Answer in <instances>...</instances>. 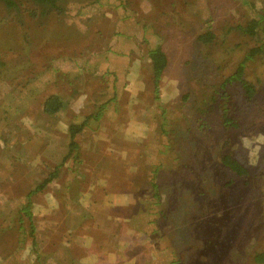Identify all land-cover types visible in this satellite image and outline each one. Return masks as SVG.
Returning a JSON list of instances; mask_svg holds the SVG:
<instances>
[{"label":"rangeland","instance_id":"rangeland-1","mask_svg":"<svg viewBox=\"0 0 264 264\" xmlns=\"http://www.w3.org/2000/svg\"><path fill=\"white\" fill-rule=\"evenodd\" d=\"M159 1L165 8L164 1ZM245 1L249 2L232 0L230 7L226 3L221 4L224 7L220 8L218 20H227V16L231 20L254 15L258 7L253 3L264 7V0H250L248 6H244ZM27 3L33 4V1ZM121 3L120 0H59L54 8L49 3L40 5L36 18L15 5L4 12L6 20L16 22V38L8 37L10 45L16 46L12 54L21 56V59H15V65L12 62L4 64L10 78L0 80V166L8 165L0 167V258L8 264H196L179 260L176 247L183 244L188 252H201L198 244L202 242L207 250L212 251L217 246L240 248L235 246L237 243L233 242L232 236L240 238L252 227V223L246 221L249 211L256 224L264 226L263 154L256 148L252 150L250 145L263 142L261 139L255 141L259 136L250 124L252 112L243 115L245 110L239 112L233 104L238 98L235 95L238 84L230 80L226 82L242 65L243 57L251 46L235 47L233 54L238 55L234 56V63L226 59L223 64L229 69L218 70L223 77L221 83L230 85L228 99L224 98V101L230 115L240 114L238 126L219 129L216 118L212 122L209 120V128H203L206 133L196 135L198 141H187L184 146L185 136L190 134L187 128L188 122L192 121L188 113L191 104L184 105L176 98H183L192 85L199 88L211 85L216 75L198 81L189 76V88L187 80L182 79L184 76L174 77L171 66L166 81L161 83L158 97L152 95L155 90L150 89V85L142 88L145 79L138 76H150L146 66L149 64V51L159 43V37L155 30L142 27L140 19L156 15L157 11L146 0H141L138 8H123ZM61 6L65 8L62 13L67 11L64 18L58 16ZM46 9L48 13H45ZM165 9H171V6ZM41 22L44 23L42 27ZM59 25L62 29L57 30ZM30 27L32 31H27ZM263 39L264 35L260 33L256 42ZM30 40L32 45L28 44ZM196 46V41L189 35L186 41H172L168 52L181 62ZM177 49L182 51L178 53ZM221 52L222 55L227 54L226 45L217 48L216 53ZM212 59L213 64L222 63ZM254 61L248 60L245 64H248L247 69ZM255 65L257 68L260 64L257 61ZM262 68L263 65L255 79L261 92L253 108L264 106ZM71 81H80L78 86L84 87L78 90L80 93L86 88L88 93H92L91 89L95 87L94 92L106 91L104 95L99 92L93 98L100 99L96 105L104 103L106 115L103 119H94L95 124L91 128L77 135L81 147L72 152L65 164L63 157L54 159L46 152L42 156L49 167L45 175L40 174L41 168H33L31 175L25 171L24 185L10 183L13 177L5 174L14 168L9 165L10 157L16 158L23 147L25 164H29L30 157H33L32 161L37 160V153H42V148L49 144L48 135L41 134L37 126L45 98L52 94L62 97L66 103L63 111L70 105L76 106L73 105L76 99L69 104L70 93H78ZM22 91L25 92L24 100L28 101L24 106L10 100L12 94L18 97ZM114 98L117 103L112 102ZM136 104L140 106L136 107ZM146 108L150 110L148 114L144 112ZM75 110L77 114L89 115L87 109L79 110L77 107ZM223 112L217 114L220 119ZM65 114L51 115L56 116L51 124L58 125L62 118L76 116L70 110ZM256 120L261 122L260 117ZM164 121L182 127V138L176 142L181 147L180 151L183 147H191L190 152L196 151L197 154L183 157L186 161H182L181 157L178 158L180 151L170 150L161 157L159 151L168 149V137L154 129L161 127ZM45 122L43 118L41 123ZM29 124L34 128L32 134L26 128ZM42 127L50 128L48 124ZM55 138L56 152L66 153L60 137ZM97 140H101V149H98ZM31 141H34V146ZM20 142L31 145V149ZM230 151H235L243 165L254 174L248 178L250 185L245 184L242 176H238L234 184L228 183L233 173L223 168L220 156ZM121 157L131 162L145 161L148 165L160 159L165 167L167 164L170 166L165 171H171L179 161L181 167H177L182 169L186 165L188 171L185 173L182 169L180 176L174 171L181 182L178 190H174L173 184L164 182L146 189L144 198L129 183L137 181L134 175L123 180L122 174H116ZM165 171L160 172V177ZM127 172L132 173V170ZM100 178L110 183L109 187L112 184L114 189L112 193L103 192L111 194L102 204L91 196ZM142 182L140 179L138 185ZM39 185L37 192L29 197L28 194ZM143 186L146 188L145 183ZM238 189L240 195L236 196ZM80 197L86 200L84 206L78 204ZM5 205L10 207V211L2 209ZM199 208L206 212L205 216L197 212ZM27 210L33 217L42 219L37 225L42 231L37 246L30 240L26 242V235L32 229ZM94 212L95 217L92 216ZM20 218L24 219L21 223ZM22 226L25 227L23 233L16 236V229ZM261 249H264V244ZM220 262L238 264L233 257Z\"/></svg>","mask_w":264,"mask_h":264},{"label":"trees","instance_id":"trees-1","mask_svg":"<svg viewBox=\"0 0 264 264\" xmlns=\"http://www.w3.org/2000/svg\"><path fill=\"white\" fill-rule=\"evenodd\" d=\"M33 1V4H29L27 2ZM0 0V80H7L10 78V72H6V68L4 64H9L10 62L14 64L15 59H21V56H15L12 52L15 51L16 46L10 45L8 41V37L16 38V22L6 20L7 17L5 16L4 12L7 10L11 5H15L17 7L24 8L28 13H30L33 18L38 17L39 14V6L49 3L51 8L57 6V2L59 0ZM122 3L121 5L123 8H138L141 4V0H120ZM152 8L157 11L156 15L146 16L143 20L140 19L141 26L147 29L155 30L157 36L159 37V43L156 46H153L150 51V59L149 64L146 65L148 68L149 77L144 75H139L138 77L144 78L141 80L143 81L141 87L144 88L147 85H150V89L154 88V92L152 95L158 97L160 95L161 90V83L166 81V77L169 74L171 66H173V73L174 77L177 76H184L182 79H186L190 88L189 83V76L191 78H196L198 81L201 78H206L211 75H216L212 80L214 81L211 85L207 87H201L192 85L191 89L188 92H185L184 97L176 98V100H180V103H184V105L191 104L190 108L188 109V113L192 121H189L188 131L190 134L185 136V143L184 146L187 145V141H198L197 134L200 132L205 131L206 128L208 129L207 122L213 121L214 117L219 122V129L223 127H230L234 125V127L238 126V115H230L229 109H227V102L224 101V98L227 100L229 96V88L230 85L226 83H221L223 77L219 73L222 69H229L226 64H223L224 60H231L234 63V56L238 55L233 54V49L235 47H242V46H251V49L245 53L243 57L242 65H239L234 75H232L226 82L234 81L238 84V90L236 91L235 95L238 96L237 99L233 102L236 108H239V112L241 110H245L243 115L247 112H252L250 124L254 126V130L257 132L259 138L255 139V141H259L260 139L264 145V106H260L257 108H253L254 103L256 102V98L259 94L260 87L257 85L255 79L257 78V72L259 67L263 65L262 74H264V39L262 42H256L258 40V36L260 33L264 35V7L259 6L258 3H253L255 6L258 7L255 10L254 15H247L245 17H239L229 20V16H227V20L219 21V12L220 8L224 7L220 6L223 3H226V6H232L229 3L232 0H163L165 4V8L171 6V9H165L162 5V2L159 0H146ZM250 2V0H249ZM245 1L243 4L244 6H248L250 3ZM5 4V5H4ZM198 8V9H196ZM65 10L63 6L58 9V16L64 18L66 16V12L62 13ZM49 10H45V13H48ZM155 14V13H154ZM24 24L25 21H23ZM41 27L42 24L40 23ZM57 30L62 27L59 25L57 26ZM27 31H32L31 27ZM191 35L192 40L197 43L196 48L189 54L187 59L182 60L181 62L176 61L168 52V47L172 45V41H186V36ZM250 38V40H249ZM24 40H25V33H24ZM29 45L33 44V41L30 40L28 42ZM225 47L227 46V54L216 53L217 48L219 46ZM216 50V52H215ZM176 52H181L182 50L177 49ZM179 55V54H178ZM229 56H233L228 58ZM177 57V56H176ZM224 57V58H223ZM216 61H222L221 64L214 63L213 59ZM248 60H255L254 63L251 65L250 69H247V65H245ZM258 61L260 64L257 68H255V63ZM9 67V66H8ZM16 67V66H15ZM17 68V67H16ZM57 70V69H56ZM219 70V71H218ZM255 75V77H252ZM232 72V71H230ZM165 77V79H164ZM188 78V79H187ZM162 80V81H161ZM202 81V80H201ZM63 82H61L62 84ZM75 83V88L78 90H82L83 88L79 87L80 81L72 82L71 84ZM79 87V88H78ZM264 87V84H263ZM14 94L10 96V100H14L15 104H19L24 106L28 103V101L24 100L25 92L22 91L18 97H14ZM182 96V94L180 95ZM141 104V103H140ZM140 104H136V106H140ZM238 105V106H237ZM66 106L65 101L62 97L56 94L48 95L44 103L41 105L40 110L43 112L48 113L51 116L53 114H60L63 113V109ZM247 106V108H246ZM188 108V107H187ZM222 113L221 119L217 115L220 112ZM187 111V110H186ZM106 115V108L104 103H99V105H95L93 113L89 115H79L73 116L72 118L64 117L63 122L66 126L63 128L64 131H68L66 136L70 137V142L68 146L70 148L69 153L65 156L64 162L72 156V152L75 149H79L81 147L80 142L77 140V135L83 132L86 128L92 127L95 123L93 122L94 119H100V113ZM146 114L150 112L146 108L144 111ZM205 114V117H204ZM209 115L211 116L209 119ZM64 116V115H63ZM257 117L261 118V122L256 120ZM104 118V117H103ZM102 118V119H103ZM53 119L49 118L47 120L48 124H51ZM57 126V125H56ZM149 126V125H148ZM216 127V126H215ZM150 129V127H149ZM154 130H160L162 133L167 135V147L164 151H159L161 157H165L167 153L171 151H180L181 147H178L177 143H179L180 132L182 127L180 125L172 124L171 121H164L161 127H158ZM70 135V136H69ZM179 135V136H178ZM2 137V135H0ZM226 141V138H225ZM144 142V141H143ZM142 142V143H143ZM177 142V143H176ZM189 143V142H188ZM221 144H223L220 141ZM145 146V144H144ZM165 148V147H164ZM162 148V149H164ZM192 148L183 147L180 151L178 158L182 161H186L185 158L192 153H196V151H191ZM197 154V153H196ZM165 155V156H163ZM221 161L224 163L223 168L230 170L233 173V176L230 178L228 183L234 184L238 179V176L244 177V182L246 185H250L249 181L247 180L246 176L250 172L242 163L234 156L233 152L230 151L229 153H223L220 156ZM179 159V160H180ZM181 161V162H182ZM172 164V163H171ZM176 166L171 168V171L167 170V167H170L167 164L165 167L164 163H162L159 159V162L153 163L148 165L147 162H131L126 159H122L121 163L118 168V175L122 174V179L124 180L126 176L134 175L136 178V182H129L133 184V188L135 192L144 195V198L147 196V190L155 188L160 183H168L173 184L174 190H178L180 188L181 182L178 180L179 177L174 175V171L178 172V176L182 174V169H184L185 173L188 171L186 165L182 169H179L177 166L181 167L179 161L175 163ZM173 166V164H172ZM144 167V168H142ZM228 167V168H227ZM230 167V169H229ZM131 169L132 173H128L127 170ZM165 171L163 175L160 177V172ZM127 172V174H126ZM149 173H152L149 174ZM251 173V172H250ZM178 179H177V178ZM100 181H97L98 184L94 186V192L91 194L92 198L99 200L100 203L107 200L114 189L109 187L110 183L107 181H103L100 178ZM142 180L143 182L138 185V181ZM132 180V178H130ZM48 181V180H47ZM121 183V182H120ZM146 184V188H144L143 184ZM119 185V183H116ZM38 188L34 191H31L28 196H31V193H36L37 190L41 187L40 185L37 186ZM111 193H103V192ZM155 192L152 190V193ZM187 192L190 193V190L187 189ZM184 195V194H183ZM239 189L236 191V196H239ZM185 196V195H184ZM246 196L244 195V198ZM78 204L80 203L84 206V202L86 201L85 198L80 197L78 200ZM25 202V201H24ZM23 202V203H24ZM22 203V204H23ZM27 202H25L26 204ZM248 207V202H246ZM31 205L27 207L30 208ZM10 207L5 205L2 209L5 211H10ZM8 209V210H6ZM205 209V208H204ZM25 211V210H24ZM28 211V210H27ZM200 214L206 212L204 210L197 211ZM28 214L31 218V226L32 229L28 231L26 235V242L30 240L35 245H38V240L40 234L42 235V231L38 223H41L42 219H37L31 215L28 211ZM247 214V213H246ZM91 216V215H90ZM92 216H96L95 212L92 213ZM196 217V216H194ZM23 218L19 219V223L23 222ZM246 221H250L252 223V227L242 236V237H233V242L237 243L235 246H240V248L234 247L233 245L230 248L225 246L219 247L217 246L214 251L207 250L204 244L201 242L198 246L202 249V251L193 250L190 252L186 251L188 248H184L183 244H180L178 248L179 260H187L192 263L196 264H221V259H227L233 257L238 264H263L264 263V249H261L262 245L264 244V226L259 227L256 224V220L251 216V212L249 211L247 214ZM82 223V224H81ZM79 222L82 226L83 222ZM25 227H19L16 229V236H20L24 231ZM61 228V227H60ZM75 228V227H74ZM82 228V227H81ZM84 230V229H83ZM85 232V231H84ZM25 234V233H24ZM237 248V249H236ZM224 249L225 251L221 250ZM209 251V252H208ZM195 254H198L195 257ZM214 253V254H212ZM4 256V255H3ZM3 256H1L3 258ZM215 256L217 258L215 259ZM7 258L6 256H4ZM195 258H197L195 260ZM219 259V260H218ZM178 260V261H179ZM195 260V261H194ZM212 261V262H210ZM0 264H8L5 260L0 258Z\"/></svg>","mask_w":264,"mask_h":264},{"label":"crops","instance_id":"crops-1","mask_svg":"<svg viewBox=\"0 0 264 264\" xmlns=\"http://www.w3.org/2000/svg\"><path fill=\"white\" fill-rule=\"evenodd\" d=\"M65 29V28H64ZM116 76V75H115ZM84 88V87H83ZM96 88V87H95ZM95 88H93V89H91V92L92 93H88L87 91H88V88H86V90L84 91V92H82V93H80V92H78V93H76V94H73V93H75V92H72V93H70V101H69V104H71V101L72 100H75L76 99V101H74V103H73V105H76V106H74V107H71V105H70V107L69 108H66L65 110H64V112L63 113H60V114H57V115H66L65 113L68 111V110H70V111H72L73 112V114H75V115H77V111L75 110L77 107H78V109L79 110H81V109H87L88 110V112H89V114H91V113H93V110H94V108H95V105H96V102H99L100 101V99H93L99 92L101 93L100 95H104L105 93H106V91H98V90H96L95 92H94V89ZM21 93V92H20ZM76 95V96H75ZM104 99V98H103ZM102 99V100H103ZM112 102L113 103H117L116 101H115V98L112 100ZM93 105V109H91V106ZM137 107V106H136ZM39 112V111H38ZM100 113V119H102L105 115H103L101 112H99ZM107 113V112H106ZM39 118H38V120H39V123L37 124V126H38V129H39V131L41 132V134H44V133H46L47 135H48V137H47V139L49 140V144H47V145H45L43 148H42V150L41 151H43L42 153H37V160H34V161H32L33 160V157H30V159H29V161H28V163L29 164H25V150H24V148L22 147L18 152H17V154H18V156L16 157V158H14V159H12L11 157H10V162H9V165H12L14 168L13 169H11L10 171H8V172H6L5 174L6 175H11L12 177H13V179H11L10 180V183L12 182V183H14V184H18V185H24L25 184V171L28 173V175H31V173H32V170H33V168H41L42 169V171H40V174H42V175H45V172H46V169L47 168H49V167H47V162H46V160L45 159H42V156L46 153V152H48L49 154H51L52 156V158H54V159H56V158H58V157H63V158H65V156L69 153V151H70V148H69V146H68V143L70 142V137L68 138L67 136H66V133L68 132V131H64V127L66 126V124L63 122V118H62V120H61V122L56 126V125H52V124H48L47 123V120L49 119V118H54V117H56V116H50V117H47V115H49L48 113H46V112H43V111H41L40 110V112H39ZM79 115H82L81 113L79 114ZM68 116V115H67ZM71 118L73 117V115L72 116H70ZM69 117V118H70ZM204 117H205V114H204ZM45 119V123H41V120L42 119ZM95 120H97V119H95ZM214 120H215V117H214ZM49 125V127L50 128H47V130L46 129H43V127H42V125ZM54 124H56V123H54ZM27 129H29V134H32V130L34 129L33 127H32V125L31 124H29L28 125V127H26ZM25 128V129H26ZM88 128H91V127H88ZM88 128H86V129H88ZM85 129V130H86ZM84 130V131H85ZM44 131V132H43ZM83 131V132H84ZM190 133V132H189ZM206 133V130L205 131H203V132H200V133H198L197 135H201V134H205ZM79 135V134H78ZM70 136V135H69ZM49 137H52L51 139H49ZM55 137H57V138H59L60 137V139L62 140V142H63V151L64 152H66V153H64V154H62V152H56V150H55V146L53 145V141H55L56 140V138ZM161 140H164V139H161ZM167 140V139H166ZM197 140H198V138H197ZM165 141V140H164ZM32 143V145H33V142L34 141H31ZM21 144H23V145H25V142H20ZM96 144L97 145H100L99 147H98V149H101V146H103L102 144H101V140H97L96 141ZM26 145H28V144H26ZM26 145H25V147H26ZM250 145H252V150H255V148L256 149H258L259 150V152H261L262 154H263V160H264V145L263 144H250ZM34 146V145H33ZM38 146H41L42 147V145H38ZM83 146V145H82ZM27 147H29L30 149H31V145H28ZM61 147V148H62ZM119 147V146H118ZM114 149V148H113ZM119 149H120V147H119ZM110 151H111V149H110ZM233 152V154H234V156L239 160V158L236 156V153H235V151H232ZM21 155V156H20ZM51 157L49 156L48 157V159H51ZM103 161V160H102ZM240 161V160H239ZM241 162V161H240ZM242 163V162H241ZM65 164V163H64ZM242 165H243V163H242ZM120 166V165H119ZM119 166H118V168H119ZM244 166V165H243ZM0 167H8V165H2V166H0ZM118 168L117 169H115V172H116V174L118 175ZM247 168V167H246ZM59 169L57 168V171H58ZM52 172V171H51ZM251 172V171H250ZM248 173L247 174V176H246V178H247V180H248V178L250 177V176H254V174L253 173ZM97 174L98 175H100L101 174V172L100 171H98L97 170ZM119 176V175H118ZM118 176H116L115 178H118ZM102 177H104V176H102ZM122 178V177H121ZM121 178H120V180H121ZM28 181H29V179H28ZM249 181V180H248ZM250 182V181H249ZM21 188V187H20ZM19 198H20V196H18ZM15 198H17V197H15Z\"/></svg>","mask_w":264,"mask_h":264}]
</instances>
